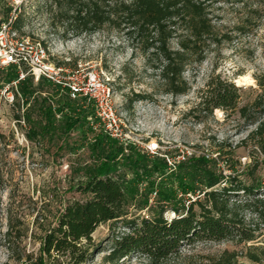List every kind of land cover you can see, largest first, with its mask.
Segmentation results:
<instances>
[{
  "label": "rangeland",
  "instance_id": "rangeland-1",
  "mask_svg": "<svg viewBox=\"0 0 264 264\" xmlns=\"http://www.w3.org/2000/svg\"><path fill=\"white\" fill-rule=\"evenodd\" d=\"M8 8H11L10 14L18 17L17 32L41 41L51 60L69 67L82 65L108 79L117 108L133 131L132 137L158 144L160 154L154 156L175 159L181 150L193 148L218 160L216 169L230 176L235 184L259 185L260 190L254 196L242 191L237 194L240 206L236 211L256 228L254 243L264 245V218L243 204L247 199L264 196V153L257 138L251 135L258 121L264 120V101L252 106L262 91L258 77L264 74V0L214 3L212 17L221 42L202 45L196 54L184 57L183 84L179 85L182 89L185 83L186 89L177 94L168 90L158 74L155 67L159 62L155 56L149 57L139 47L132 46L124 32L112 24L89 31L73 30L62 21V10L53 5V0H0V19H4L3 10ZM170 48L178 46L172 41ZM7 71L0 68V142L6 145V149L0 150L5 181L4 188L0 187V264H35L41 225L54 219L66 199L82 197L72 187L83 179V172L91 162L87 144L93 134L87 124L83 131H64L58 115L54 132L38 142L29 140L27 122L16 117L25 108L21 101L15 102L9 89L16 83L4 82ZM213 76L232 81L241 88L238 107H249L250 119L255 118L256 122H250L249 116L244 117L239 111L216 108L210 113L193 109ZM59 94L64 92L60 90ZM131 98L135 100L129 108L126 104ZM201 195L189 193L187 198L195 200ZM155 197L153 194L149 200L152 206L130 207L131 215H151L156 209ZM8 212L13 222L19 221L17 227L22 231L21 237L10 244L6 236ZM164 216H175L171 206L164 211ZM118 231L119 227L108 224L95 229L92 235L99 250L93 252L90 264H112L104 257L110 250L112 236ZM226 249L242 251L243 246L235 241L197 242L181 247L178 254L158 263L132 254L116 264H207L209 257ZM237 264L260 263L242 254Z\"/></svg>",
  "mask_w": 264,
  "mask_h": 264
},
{
  "label": "trees",
  "instance_id": "trees-1",
  "mask_svg": "<svg viewBox=\"0 0 264 264\" xmlns=\"http://www.w3.org/2000/svg\"><path fill=\"white\" fill-rule=\"evenodd\" d=\"M217 1L53 0V5L62 10V21L73 30L89 31L112 24L123 31L132 46L139 47L149 57L155 56L159 62L155 67L158 74L168 90L177 94L186 89L185 83L182 89L179 85L183 84L184 57L196 54L202 45L221 42L212 17V7ZM10 12L11 8L3 10L4 19L0 21L8 18ZM17 22L18 17L14 27ZM172 41L177 49L170 48ZM6 69L4 82L11 85L17 80L9 89L15 102L21 101L25 108L24 113L16 117L27 122L29 140H43L55 128L58 115L64 131L82 130L87 124L93 134L87 144L91 162L83 172V179L72 187L82 197L66 199L54 219L41 225L35 264H90L93 252L99 250L92 234L101 224L120 228L112 236L110 250L104 257L112 264L132 254L158 263L178 254L183 246L219 241H235L242 244L243 250L226 249L209 257L207 264H237L242 254L264 264V245L254 243L256 228L247 224L236 211L240 206L237 194L242 191L254 196L260 190L259 185L235 184L230 176L216 169L218 160L205 155L190 157L170 169L164 157L150 156L134 145L125 148L102 129L95 130L87 122L88 117L94 115L90 106L83 107L65 92L59 94L60 89L44 78L34 84L33 75L26 74L19 79L16 67L11 65ZM258 83L262 91L252 104L254 107L264 101V74L258 77ZM240 90L234 82L213 76L200 92L193 109L201 108L210 113L216 108L225 112L239 111L250 119V108L238 107ZM136 98L144 96L136 95ZM133 100L131 98L126 106L130 108ZM251 135L257 138L264 153V120L258 121ZM0 144V150L6 149V145ZM2 165L0 157V187L3 189ZM189 193L202 195L191 200L187 198ZM153 194L156 209L151 215H131L130 207L152 206L149 200ZM243 204L264 218V196L247 199ZM169 206L175 213L170 218L164 216ZM6 219L10 244L21 237L22 231L17 227L19 221L13 222L10 212Z\"/></svg>",
  "mask_w": 264,
  "mask_h": 264
},
{
  "label": "built area",
  "instance_id": "built-area-1",
  "mask_svg": "<svg viewBox=\"0 0 264 264\" xmlns=\"http://www.w3.org/2000/svg\"><path fill=\"white\" fill-rule=\"evenodd\" d=\"M15 18L10 14L8 18L0 21V68L11 65L16 67L19 79H23L26 74L33 75L35 80L44 78L65 92L70 99L78 100L83 107L90 106L94 110L97 122L92 116L88 120L95 130L102 129L123 146L134 145L153 156L160 154L156 142L144 143L132 137L133 131L117 108L115 93L108 79L88 67H69L51 60L41 41L17 32L14 27ZM24 68L27 69L26 72ZM16 82L17 80L13 84ZM203 155L211 157L193 148H186L175 159H169L167 155L165 158L169 168L173 169L176 164L190 157Z\"/></svg>",
  "mask_w": 264,
  "mask_h": 264
},
{
  "label": "bare ground",
  "instance_id": "bare-ground-1",
  "mask_svg": "<svg viewBox=\"0 0 264 264\" xmlns=\"http://www.w3.org/2000/svg\"><path fill=\"white\" fill-rule=\"evenodd\" d=\"M245 78V77H244ZM238 84V83H237Z\"/></svg>",
  "mask_w": 264,
  "mask_h": 264
}]
</instances>
